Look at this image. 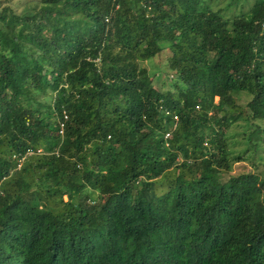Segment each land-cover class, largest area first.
<instances>
[{"label":"trees","instance_id":"1","mask_svg":"<svg viewBox=\"0 0 264 264\" xmlns=\"http://www.w3.org/2000/svg\"><path fill=\"white\" fill-rule=\"evenodd\" d=\"M213 1L1 11L0 264H264V170L221 177L264 121V0ZM166 51L171 90L141 66Z\"/></svg>","mask_w":264,"mask_h":264},{"label":"rangeland","instance_id":"2","mask_svg":"<svg viewBox=\"0 0 264 264\" xmlns=\"http://www.w3.org/2000/svg\"><path fill=\"white\" fill-rule=\"evenodd\" d=\"M40 0H0V13L5 8H10L16 14H22L25 10L38 6ZM232 0H216L213 2H205L210 10L216 12L221 11V15L225 19L232 16H240L242 13H247L250 7L254 4L255 0H236L233 3ZM170 56L168 51L156 56L155 58L144 61L141 66L147 69L151 76V82L157 85L158 88L172 89V84L175 81V77H168L169 70L167 68V58ZM171 75V74H169ZM251 97L247 94H240L237 98V104L240 107H245L250 101ZM217 98L215 99V102ZM256 124L260 126V129L264 130V121L261 122H247L246 120H240L237 123L232 124L225 129V140L228 148L232 152V156L244 157L242 161H232L229 171L223 172L221 177L223 180L231 176H238L244 173H255L261 175L264 170L263 158H264V144L261 146H254L255 137L259 133L263 137V130L259 132ZM165 137V136H164ZM33 154V153H32ZM36 154H44L42 149H39ZM25 158V157H24ZM24 158L19 161V165H22ZM18 169V168H17ZM64 200L66 198L64 197Z\"/></svg>","mask_w":264,"mask_h":264},{"label":"built area","instance_id":"3","mask_svg":"<svg viewBox=\"0 0 264 264\" xmlns=\"http://www.w3.org/2000/svg\"><path fill=\"white\" fill-rule=\"evenodd\" d=\"M262 27L264 28V25H262ZM65 119H66V117H65ZM173 120L175 121V123L177 122V117H173ZM176 126V124H174L173 125V128ZM61 127H62V125H61ZM61 132V131H60ZM170 136V134H168V133H166L165 134V139H167L168 137ZM29 154H32V153H29Z\"/></svg>","mask_w":264,"mask_h":264},{"label":"clouds","instance_id":"4","mask_svg":"<svg viewBox=\"0 0 264 264\" xmlns=\"http://www.w3.org/2000/svg\"><path fill=\"white\" fill-rule=\"evenodd\" d=\"M61 133V132H60Z\"/></svg>","mask_w":264,"mask_h":264}]
</instances>
